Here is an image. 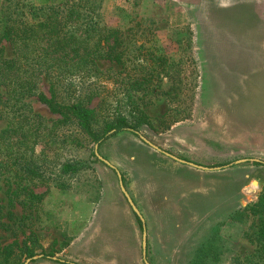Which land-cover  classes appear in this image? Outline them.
Segmentation results:
<instances>
[{
	"label": "rangeland",
	"instance_id": "obj_1",
	"mask_svg": "<svg viewBox=\"0 0 264 264\" xmlns=\"http://www.w3.org/2000/svg\"><path fill=\"white\" fill-rule=\"evenodd\" d=\"M45 20L60 34L73 32L77 42L76 52L48 50V59L75 63L88 55L99 71L70 72L63 83H73L75 91L61 94L60 101L92 95L87 107L94 109L98 132L106 119L132 111L141 120L134 125L132 116L129 122L153 144L186 161L221 168H190L192 189L173 221L182 233H159L151 206L143 203L148 263H247L264 219V166L229 164L264 161V0H0V32L7 22L34 26ZM109 29L115 36H108ZM41 35L40 46L47 47L49 39ZM100 35L108 37L97 48ZM0 46L5 59L14 56L10 42ZM38 51L31 47L25 55L35 59ZM233 57L246 75L222 68ZM37 77L38 91L49 98L48 82L41 73ZM24 102L47 125L59 118L36 96ZM5 128L1 118L0 131ZM62 132L67 135L62 143L43 148L46 161L74 162L81 166L78 172L57 175L56 184L26 183L27 190L10 203L8 186L15 190L17 182L12 178L7 185L0 177V264H24L25 244L43 255L28 264H144L141 225L137 233H98L104 225L95 217L99 207L113 205L107 209L112 224H123L126 212L134 222L115 172L76 128ZM97 151L123 171L127 188L142 203L141 177L150 170L141 160L157 164L155 155L163 154L130 130L108 135ZM131 157L140 160L129 164Z\"/></svg>",
	"mask_w": 264,
	"mask_h": 264
},
{
	"label": "trees",
	"instance_id": "obj_2",
	"mask_svg": "<svg viewBox=\"0 0 264 264\" xmlns=\"http://www.w3.org/2000/svg\"><path fill=\"white\" fill-rule=\"evenodd\" d=\"M41 34L49 39L47 47L40 46ZM108 34L113 37L116 31L109 29ZM108 36L100 35L96 47H100L101 39L105 40ZM116 38L114 37V40ZM3 40L11 43L14 53L11 59H5L3 48L0 46V86L4 88V94H0V105L3 110V117L0 119L4 118L6 122V128L0 131V177L4 176L3 181L7 185L13 178L19 186L15 190H11L8 186L7 194L10 203L12 197L18 196L19 191L27 190L26 183L44 185L57 181V175H73L80 170L81 166L74 162L65 161L56 164L46 161L43 148L62 143L67 136L61 133L64 127L73 126L92 143L99 145L108 137L111 130H115L114 133L124 130L134 132V125L141 119L134 117L132 111L128 113L129 115L118 113L111 120L103 121L104 128L98 132L94 126L97 122L94 109L87 107L92 95L83 99L80 95H76L65 104L59 100L58 97L61 94L75 91L76 86L73 83H63L65 77L72 74L70 72L73 70L99 72L88 55L80 57L75 63H71L70 60L63 61V57L55 61L46 57L48 50L61 51L64 54L67 50L76 52L77 42L73 32L60 34L48 20L38 22L34 26L7 22L0 32V42ZM31 47H38L39 53L35 59L25 55ZM98 56L105 57L104 53ZM113 56L117 62H121L120 55ZM40 73L49 84V98L37 89V80H39L37 75ZM71 95L74 94L71 93ZM28 96H36L41 103L47 105L52 114L58 115L59 118L51 125H47L43 118L28 110V105L24 102ZM132 116L134 125L129 122ZM140 117L143 115L141 114ZM37 147L41 149L37 151ZM254 164L259 165V163ZM56 165L58 168L52 170L51 168H55ZM122 180L124 183V178ZM29 195L33 196L31 192ZM138 224L140 225L139 221ZM254 234L255 253L245 264H264V219L259 221L257 233ZM24 248L27 258L35 255L32 247L25 244Z\"/></svg>",
	"mask_w": 264,
	"mask_h": 264
},
{
	"label": "crops",
	"instance_id": "obj_3",
	"mask_svg": "<svg viewBox=\"0 0 264 264\" xmlns=\"http://www.w3.org/2000/svg\"><path fill=\"white\" fill-rule=\"evenodd\" d=\"M233 59L234 57L232 59H224L226 65H224L222 68H224V70H230L231 72L234 73L240 72L242 70L245 73L244 75H246L247 68L243 66L241 70H238V66H234ZM213 61L220 62V59L219 60L214 59ZM256 68H258V65L256 66ZM218 69H220V67ZM155 156H156L155 158H157L158 160L157 164L150 159L148 161L147 160L145 161V159L141 160L142 162L141 164L150 170V172L147 173L148 175L146 177L141 175L142 176L141 182L143 187L142 189L144 190V198H145L144 201L141 200L142 203H140L135 198L134 193L127 188L125 175L121 170L119 172L122 175V179L124 178L123 184L125 186L126 191L133 200L134 204L136 205L141 215L143 216L145 222L144 223L145 229H146V225L148 224V217L144 214L143 203L145 206L146 205L151 206L149 211L154 215L158 227L161 228V230H159V233H182L180 231V225H177L176 223L173 224V221L176 218L175 215H178L180 207L182 206L181 204L183 203L182 197L185 196L186 193L190 192V190L192 189L191 181H190L192 178L190 173L191 167L180 164L178 162L174 163L173 162L174 160H172L171 158L165 155H163L164 157H157L159 155H155ZM129 159L132 160L133 162L129 164H134V165H136L137 162L140 160L139 157L136 158L131 157ZM184 168H188V169L184 171L185 170ZM135 186L136 185L134 183V187ZM112 206L113 205L111 204L108 207L98 208L95 217L99 218L100 220L102 218L104 223L103 228H101L100 227L101 224H99L98 233H137L138 232L137 224L139 220L136 217V215L133 213L131 208L129 207L130 212L132 213L130 214L133 217L134 222H131L129 220V214L126 212L123 215L124 216L123 224L121 223L112 224V221L108 219L109 216L107 214L109 212L107 211V209L112 208ZM107 221H108L107 224L108 227L106 228L105 223H107ZM101 230L102 232H100ZM142 233H143V228H142Z\"/></svg>",
	"mask_w": 264,
	"mask_h": 264
},
{
	"label": "water",
	"instance_id": "obj_4",
	"mask_svg": "<svg viewBox=\"0 0 264 264\" xmlns=\"http://www.w3.org/2000/svg\"><path fill=\"white\" fill-rule=\"evenodd\" d=\"M115 130H111L108 135L114 133ZM134 134L142 141L144 142L147 146H149L150 148H152L153 150L171 158L172 160L180 163V164H183V165H187L189 167H192L194 169H197V170H200V171H204V172H214V171H219L221 170L220 167H207V166H202V165H198V164H195L193 162H190V161H186L184 159H181V158H178L176 157L175 155H172L170 154L169 152L167 151H164L163 149H161L160 147H158L157 145L153 144L151 141H149L147 138H145L143 135H141L139 132H136L134 131ZM97 148H98V144L95 145V149H94V154L95 156L97 157V159L99 161H101L103 164H105L106 166H108L110 169H112L116 176H117V179H118V183H119V188H120V191L121 193L123 194L125 200L127 201L129 207L131 208V210L133 211V213L136 215V217L138 218V220L140 221L141 225H142V228H143V233H142V243H141V247H142V260H143V263L144 264H149L147 259H146V229H145V222H144V219H143V216L141 215L140 211L138 210V208L136 207V205L134 204L133 200L131 199L130 195L128 194V192L126 191L125 189V186L123 184V180H122V175L121 173L119 172V170L114 166L112 165L109 161H107L106 159H104L97 151ZM245 162H250V163H259L261 165L264 166V161H261L259 159H240V160H237V161H234L232 163H230L229 165H236V164H241V163H245ZM252 185H254L255 187L258 186V181L256 180H253L252 181ZM43 257V255H34L33 257L27 259L25 261L24 264H28L31 260H36L38 258H41ZM52 260L54 261H58L57 258L55 257H52L51 258ZM61 261V260H59ZM63 262V261H62Z\"/></svg>",
	"mask_w": 264,
	"mask_h": 264
}]
</instances>
